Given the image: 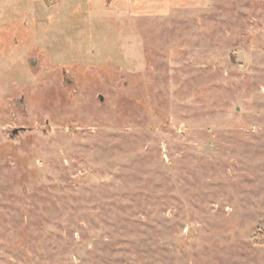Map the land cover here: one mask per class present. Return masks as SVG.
<instances>
[{
	"label": "rangeland",
	"instance_id": "374dc122",
	"mask_svg": "<svg viewBox=\"0 0 264 264\" xmlns=\"http://www.w3.org/2000/svg\"><path fill=\"white\" fill-rule=\"evenodd\" d=\"M0 264H264V0H0Z\"/></svg>",
	"mask_w": 264,
	"mask_h": 264
},
{
	"label": "water",
	"instance_id": "95a60500",
	"mask_svg": "<svg viewBox=\"0 0 264 264\" xmlns=\"http://www.w3.org/2000/svg\"><path fill=\"white\" fill-rule=\"evenodd\" d=\"M22 129V128H21ZM20 129L16 128L12 130V135L16 134Z\"/></svg>",
	"mask_w": 264,
	"mask_h": 264
}]
</instances>
